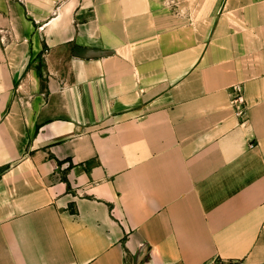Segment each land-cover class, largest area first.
Wrapping results in <instances>:
<instances>
[{"label": "crops", "instance_id": "0c3cea01", "mask_svg": "<svg viewBox=\"0 0 264 264\" xmlns=\"http://www.w3.org/2000/svg\"><path fill=\"white\" fill-rule=\"evenodd\" d=\"M12 7L0 264H264V0Z\"/></svg>", "mask_w": 264, "mask_h": 264}, {"label": "rangeland", "instance_id": "374dc122", "mask_svg": "<svg viewBox=\"0 0 264 264\" xmlns=\"http://www.w3.org/2000/svg\"><path fill=\"white\" fill-rule=\"evenodd\" d=\"M16 1L0 0V26H5L8 13L13 15L12 6ZM219 1L221 0H161V4L167 6V9L173 12L178 20L184 21L185 23H193L198 17H208V21L211 22L217 15L215 6ZM201 4L206 9H200Z\"/></svg>", "mask_w": 264, "mask_h": 264}, {"label": "built area", "instance_id": "2783aa9c", "mask_svg": "<svg viewBox=\"0 0 264 264\" xmlns=\"http://www.w3.org/2000/svg\"><path fill=\"white\" fill-rule=\"evenodd\" d=\"M232 106L240 118L245 117L246 110V101L244 97L243 88L241 86H235L232 90ZM214 264H225L223 262L217 261ZM228 264H235L233 262H229Z\"/></svg>", "mask_w": 264, "mask_h": 264}, {"label": "trees", "instance_id": "16d2710c", "mask_svg": "<svg viewBox=\"0 0 264 264\" xmlns=\"http://www.w3.org/2000/svg\"><path fill=\"white\" fill-rule=\"evenodd\" d=\"M42 68H43V66L40 64L39 66H38V70L40 71V72H42ZM41 77L43 78L44 76H43V74H41ZM74 212V211H73Z\"/></svg>", "mask_w": 264, "mask_h": 264}, {"label": "water", "instance_id": "95a60500", "mask_svg": "<svg viewBox=\"0 0 264 264\" xmlns=\"http://www.w3.org/2000/svg\"><path fill=\"white\" fill-rule=\"evenodd\" d=\"M91 57V56H90Z\"/></svg>", "mask_w": 264, "mask_h": 264}]
</instances>
